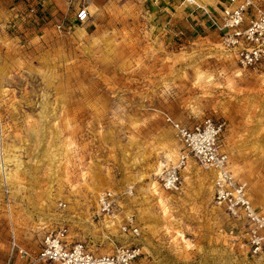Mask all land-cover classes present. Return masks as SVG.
Returning a JSON list of instances; mask_svg holds the SVG:
<instances>
[{
    "label": "rangeland",
    "instance_id": "1",
    "mask_svg": "<svg viewBox=\"0 0 264 264\" xmlns=\"http://www.w3.org/2000/svg\"><path fill=\"white\" fill-rule=\"evenodd\" d=\"M108 11L102 26L61 33L19 32L0 11V264H38L43 236L61 226L96 255L135 246L137 264H264L215 207L211 171L189 159L178 193L156 178L182 150L164 116L210 117L264 213V67L241 70L217 35L168 38L143 0ZM105 191L120 197L112 224L95 218ZM124 213L137 236L119 231Z\"/></svg>",
    "mask_w": 264,
    "mask_h": 264
},
{
    "label": "built area",
    "instance_id": "2",
    "mask_svg": "<svg viewBox=\"0 0 264 264\" xmlns=\"http://www.w3.org/2000/svg\"><path fill=\"white\" fill-rule=\"evenodd\" d=\"M75 21L82 24L88 19V0H74ZM193 4L189 0H183ZM225 4L216 14L202 11L208 27L199 25L201 35L211 28L219 38L221 49L230 55L241 70L264 67V7L260 0H224ZM35 9L28 10L34 15ZM61 33L66 29L65 20L59 17L53 24ZM69 28V26H68ZM181 36V34H180ZM174 136L181 145L175 162L164 165L156 174L160 187L170 193H178L183 186V173L191 159L201 168L211 171L213 178V203L223 210L229 219L242 225L253 254H264V213L254 207L246 187L230 170L228 155L221 149L220 138L223 124L210 117L191 126L164 116ZM120 197L105 191L98 196L96 220L112 224L113 217L121 213ZM61 206V204H60ZM122 234L137 236L138 228L133 216L124 213L118 223ZM15 247V244H14ZM21 258H30L27 251L18 248ZM140 251L135 246H120L111 254L96 255L88 245L75 242L69 230L63 226L47 231L42 238L39 251L30 263L38 264H137Z\"/></svg>",
    "mask_w": 264,
    "mask_h": 264
},
{
    "label": "crops",
    "instance_id": "3",
    "mask_svg": "<svg viewBox=\"0 0 264 264\" xmlns=\"http://www.w3.org/2000/svg\"><path fill=\"white\" fill-rule=\"evenodd\" d=\"M116 0H88V19L78 24L80 26H102L110 19L109 7ZM146 2L150 17L162 34L168 38L186 37L197 34L199 25L208 27V22L202 11L218 13L225 4L224 0H143ZM74 0H0V11L4 14L9 25L19 32L39 29L44 25H52L61 17L68 25L77 24L75 21ZM198 3V4H197ZM35 9L34 15L28 10ZM210 35L216 33L210 28ZM181 39V38H178Z\"/></svg>",
    "mask_w": 264,
    "mask_h": 264
},
{
    "label": "bare ground",
    "instance_id": "4",
    "mask_svg": "<svg viewBox=\"0 0 264 264\" xmlns=\"http://www.w3.org/2000/svg\"><path fill=\"white\" fill-rule=\"evenodd\" d=\"M162 168V167H161ZM161 168L159 170H161Z\"/></svg>",
    "mask_w": 264,
    "mask_h": 264
}]
</instances>
